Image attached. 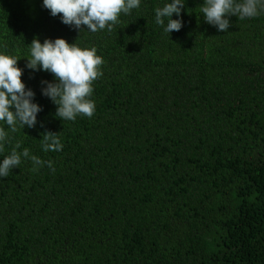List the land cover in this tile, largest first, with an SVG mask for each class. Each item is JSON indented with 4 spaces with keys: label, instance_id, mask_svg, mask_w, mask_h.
<instances>
[{
    "label": "trees",
    "instance_id": "obj_1",
    "mask_svg": "<svg viewBox=\"0 0 264 264\" xmlns=\"http://www.w3.org/2000/svg\"><path fill=\"white\" fill-rule=\"evenodd\" d=\"M170 2L93 33L43 0H0V54L42 109L15 133L0 121V163L19 142L54 169L22 157L0 177V264H264V12L221 32L184 0L168 35L155 9ZM34 38L96 48L91 118L56 116L54 75L26 67ZM45 132L61 151H43Z\"/></svg>",
    "mask_w": 264,
    "mask_h": 264
},
{
    "label": "clouds",
    "instance_id": "obj_2",
    "mask_svg": "<svg viewBox=\"0 0 264 264\" xmlns=\"http://www.w3.org/2000/svg\"><path fill=\"white\" fill-rule=\"evenodd\" d=\"M43 6L55 17L61 15L62 23L81 29V25L95 33L105 28L112 31L121 13L129 14L130 10L139 8L140 0H43ZM184 0H171L163 7L155 9V23L163 26L169 35L182 27L180 19H171L175 13L180 16ZM204 20L214 25L219 31H227L230 22L227 16H236L243 20L264 12V0H204L201 6ZM165 19L167 20L165 26ZM29 46V58L26 67L32 70L50 72L55 83L42 81V95L49 97L57 105L56 116L61 120L74 121L78 115L91 118L95 104L88 99L93 92V81L102 75L99 70L104 63L96 54L95 47L81 49L76 44H69L62 38L54 41L45 39L40 43L34 38ZM20 58L0 54V121L4 122L15 133L24 126L32 128L37 122V113L41 107L32 102L34 93L25 90L21 81L22 70L17 67ZM14 108V111L10 110ZM8 133L0 127V141L7 140ZM43 151H61L58 133L45 132L41 141ZM21 147L17 142L10 155L0 163V177H7L13 168L21 163V158H29L37 171L39 167L52 169V161H43L31 155L27 148L17 152ZM4 146L0 143V152ZM54 171V169H52Z\"/></svg>",
    "mask_w": 264,
    "mask_h": 264
}]
</instances>
